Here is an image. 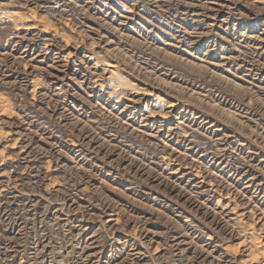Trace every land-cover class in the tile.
<instances>
[{
  "label": "rangeland",
  "instance_id": "1",
  "mask_svg": "<svg viewBox=\"0 0 264 264\" xmlns=\"http://www.w3.org/2000/svg\"><path fill=\"white\" fill-rule=\"evenodd\" d=\"M0 264H264V0H0Z\"/></svg>",
  "mask_w": 264,
  "mask_h": 264
},
{
  "label": "bare ground",
  "instance_id": "2",
  "mask_svg": "<svg viewBox=\"0 0 264 264\" xmlns=\"http://www.w3.org/2000/svg\"><path fill=\"white\" fill-rule=\"evenodd\" d=\"M170 108V107H169Z\"/></svg>",
  "mask_w": 264,
  "mask_h": 264
}]
</instances>
